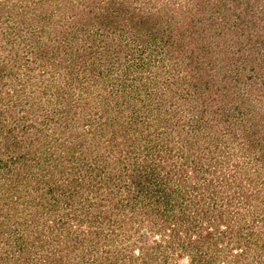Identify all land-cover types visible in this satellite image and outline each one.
Listing matches in <instances>:
<instances>
[{"label": "rangeland", "instance_id": "374dc122", "mask_svg": "<svg viewBox=\"0 0 264 264\" xmlns=\"http://www.w3.org/2000/svg\"><path fill=\"white\" fill-rule=\"evenodd\" d=\"M119 1L0 0V59L12 70V74L3 78L6 86H0V120L6 127L16 126L18 138L46 135V152L50 149L55 153L62 143L69 144L76 135L84 136L88 143L91 135L95 139L92 143L95 147H91L93 151H87V160L81 165L83 167L74 168L70 174L69 179L74 180L70 184L76 186L75 193L70 194L74 188L71 190L67 186L69 179L53 191L63 193L53 216L60 215L62 221H59L64 224V228L60 226L54 232L59 231L60 236L64 229L70 232L69 239L74 243L72 255L79 251L78 247H84L85 257L95 258L96 254L102 252L95 247L103 248L97 240L109 236L114 238L115 245L124 248L123 253L127 252L126 248L129 246L144 244L157 249V259L153 264H161V253L166 255V264H201L197 262L195 255L204 256L206 245L214 249V264H226L227 260L232 263V254L238 248L232 243H225L230 239L228 226L224 223H219L216 229L215 225H208V218L200 217L192 229L184 230L177 227L175 222L178 218L184 219L186 215L192 218L196 207L201 210L207 207L211 215V211L215 210L210 198L212 191L203 184L211 179L212 190L217 191L215 198L219 199V191L227 185L223 180H231L233 185H230V190L224 187L223 200L225 195L229 196L234 183L242 178L240 173L243 168L244 172L253 177V183H257L261 189L260 196L264 197V176H256L258 170L264 168V142L252 145L247 151L240 150L239 147L242 140L240 127L245 123L254 120L260 125L249 137V142H256L259 137L264 136V46L257 42L253 48H249L246 43V38L253 40L255 37H262L261 40H264V19L259 17L264 0H252L251 6L247 5L246 0H206L205 12L193 15L192 19L188 14L187 17L183 16L186 0H143L142 7H146V10L156 15H160V12L163 14L158 18L164 25L162 33H173L183 43L182 51V46L177 50L183 56L180 59L189 72L186 73V70L177 75V70L180 69L178 56L172 53L171 57L169 54L161 56L162 52H158V47L166 46V42L165 37H158L162 42L152 45L154 54L149 55L151 59L143 68L147 75L136 78V89L130 88V94L128 90L127 93L121 91V84L118 85L117 80L110 83L103 78L105 67L111 64L106 57L94 60L88 52L83 57L76 56L81 50L76 43L81 38L79 36L70 39L66 45L59 46L60 53L51 56L47 53L42 61L39 45L45 41L58 43L68 20H92L91 14L105 12L106 6L115 7ZM177 4L182 9H176ZM78 10L82 11V15L78 14ZM229 11H233L229 20L222 22ZM248 14L255 18L251 28L247 26L250 20L245 17ZM167 15L168 18L164 19ZM118 19L121 17L118 16ZM44 24H47L46 29L42 27ZM67 28L66 31L70 30V26ZM246 31L249 32L247 37ZM137 36L130 30L123 34L121 43L128 44V48L134 47L138 41L137 48L141 42L136 40ZM94 44L98 49L96 41ZM102 45L104 44L100 46ZM140 50L138 48L137 51ZM114 51L121 54L119 48ZM222 53L227 54L225 61L213 60L214 57L222 56ZM142 54L147 56V53ZM156 54L158 55L155 56ZM16 55L21 56L22 60L14 65L12 59ZM76 72L79 77H75ZM176 75L179 78L176 80L177 85L168 81ZM202 80L203 83L213 82V86H222L228 93L218 90L209 94L203 89L205 84ZM84 85L91 86L90 92L85 91ZM169 85H176V88L168 87ZM4 87L9 92H4ZM221 93L227 96H222ZM222 103H226L231 110L236 103L243 105L240 109H234L226 119L224 111L219 108ZM134 106L139 108L137 115L132 111ZM69 108L71 110L68 112ZM197 111L204 113L205 125L200 135H196L197 127H190L193 123L190 119ZM16 117L21 118L17 120ZM109 121L119 123L115 125L118 137L114 151V142L109 139ZM253 122L251 124L254 127L250 130L257 128V124ZM139 125L143 126L141 133L134 130ZM62 128L67 132L61 133ZM181 128L186 130L182 131ZM230 128L236 129V132L231 134ZM20 129L23 134H20ZM192 131L194 135L191 142L194 144L189 145L184 138ZM55 136V140L51 139ZM88 143L85 144V149ZM22 146L16 152L24 155L26 151ZM214 146H218L217 155H214ZM38 147H31L36 157L35 162L39 164L37 171L35 165L31 174L34 181L46 180L51 166L56 164L52 158L37 159L40 155ZM206 150L213 151L210 152L211 156L202 154ZM236 162L239 168L234 166ZM137 165L140 174L136 184L137 179L134 180V173L131 176V172ZM64 166L62 171L69 172L70 167ZM153 170H158L157 179L155 176L154 178L161 181L163 179L164 182L157 190L154 189L155 180L149 174H153ZM198 170H201L202 175L194 179L192 176ZM165 171L168 175H165ZM54 172L53 169L52 174ZM169 173L174 174L173 178H169ZM55 177L61 180L59 174ZM245 181L244 178L240 179V183L246 187L248 182ZM140 186L143 188L140 189ZM246 192L248 191L245 189L244 193ZM235 195L234 197H240L239 194ZM157 198L160 199L159 202L155 201ZM258 201L257 205L245 202L244 207L250 211L256 206V209L258 206L264 208V200ZM233 202L229 214L237 212L232 208L239 203L236 200ZM179 206H186V209L181 211ZM102 215L105 217H101ZM241 220L246 225L250 224L243 218ZM48 224L50 227L54 225L50 221ZM198 224H201L200 232ZM140 232L145 235L143 238H139ZM198 234L202 235V239ZM158 243L161 245L160 249L155 246ZM92 245L95 247L89 250ZM72 257L73 260L78 258L77 255ZM208 257L209 255L205 259L208 260ZM252 260L254 264V258Z\"/></svg>", "mask_w": 264, "mask_h": 264}, {"label": "trees", "instance_id": "16d2710c", "mask_svg": "<svg viewBox=\"0 0 264 264\" xmlns=\"http://www.w3.org/2000/svg\"><path fill=\"white\" fill-rule=\"evenodd\" d=\"M186 1L187 2L185 4H187V6L185 8L183 7L185 11L183 16L187 17L188 14V17L192 19L193 15L197 13L202 14L203 12H205V9H207L206 0ZM246 3L248 6H251V4H253V1L250 2V0H246ZM142 4H144L143 0H120L117 5H115V7L114 5L110 7L106 6L104 8L105 12L101 11L99 13L96 12L91 14L92 20H68L69 22L67 23L65 28L62 29L59 40H57L58 43L52 44L45 41L41 45H39L41 47L40 54H42V56L40 57H42V61L45 60L44 57L45 55H47V53H49V56L54 55V53L59 52L61 48L59 46L66 45V42L68 43L71 41L70 39H75L79 36L81 38L78 40L79 42L76 43L79 44L77 47H80L81 50L76 53V56L83 57L88 52L90 54V57H92V59L94 60H97V58L106 57L107 62H111V64L110 66L105 67L102 75L103 78H106L110 83L116 82L117 80V84H121V91L127 93L128 90V94H130V88L136 89V78L147 75L144 74L147 72H144L143 68L148 65L151 59L149 55H151L152 53L154 54L151 48L152 45L156 46L157 43L161 41V39L158 40V37H165L164 40L166 42V46H160L161 49L157 46L158 52H162L161 56L163 57L167 54H169L168 56L171 57V53L173 55L177 54L179 58H177L178 66L181 69L177 70V75H180V73L182 74L183 72L185 73L188 68H186L185 64L180 59L183 56L181 54L179 55V52L177 50L180 46L183 45V43L180 42L179 37L172 35V32V34L168 35L162 33L161 30H163L162 28H164V25L160 20H158V18L163 15H161V12L160 15H156V13L153 14L152 11L146 10V7H142ZM180 4L176 5V7H178L176 9H182V7L179 8ZM213 9L214 7H212V10ZM261 10L262 12L259 14V17L264 19V5L263 7H261ZM231 12L233 11H229V14H227L225 18L222 17L224 19L222 20V22H227V20H229ZM81 13L82 11L78 12V14L82 15ZM118 16H120L121 19H118ZM245 17L250 20L247 26L249 28L254 26L255 18L250 17L249 14L248 16L245 15ZM166 18H168V15L164 19ZM213 24L214 23L212 22L211 25L213 26ZM46 25L47 24H44L42 27L45 28ZM69 26L70 30L66 31V29H68L67 27ZM167 27L168 29H171L169 26ZM43 28L41 30L44 32ZM130 30L135 34H138L136 40H141L137 48L136 45L138 41L136 42L134 47L129 46L128 48H126V45L128 44L121 43L123 34L128 33ZM80 33L82 35H80ZM248 34L249 32L245 33L246 37L248 36ZM261 38L262 37H255L253 40H251V38H246V43L248 44L249 48H253L254 44H256L257 42L260 46H264V40L262 41ZM50 39L54 40V38ZM116 39L118 41H115ZM95 41L97 42L98 49L94 44ZM102 43L104 45L100 46ZM118 48L121 54H118V52L114 51V49ZM138 48H141L139 52L137 51ZM182 48L183 46L180 47L181 51ZM142 53H147V56L145 57V55ZM19 55L13 57L12 61L14 65L17 64L21 59V56ZM157 55L158 54H156L155 56ZM226 58L227 54L224 55L222 53V56H218V58L214 57L213 60L219 61L223 59L225 61ZM100 65H102V63ZM106 65L109 64L106 63ZM113 65L114 67H112ZM152 67L153 66H151V68ZM149 68L150 67H148V69ZM188 72L189 70L186 71V73ZM10 73L12 74V70H9L8 64L4 62L3 59H0V86L5 84V80L3 78H5ZM177 75L169 79L168 81L176 84V80H179ZM75 77H79L77 72L75 73ZM121 79H123V81H119ZM207 81H210V79H208ZM203 84H205V88L203 89L207 90L209 94L214 93L218 90H224L226 92L228 91L226 88H222V86H213V82L210 84ZM170 86L172 85H169L168 87ZM175 86L172 87L176 88ZM84 88L88 93L90 92L89 90L91 86L84 85ZM3 91L9 92V90H7L5 87ZM1 95L2 92L0 91V98ZM222 96L226 97L227 95L222 94ZM129 97L130 96L128 95V99H130ZM242 105L243 104L236 103L232 106L231 110L226 103H222L219 108L224 111V117L228 119L232 115L234 109H240ZM133 108V113L135 112L137 115V113L139 112V108H137L136 106H134ZM244 108L247 109V107ZM67 110L69 112L71 109L69 108ZM200 111H202V109H200ZM20 118L16 117L17 120ZM190 120H192L193 122L192 126L190 127H197L196 135H200L201 130L205 125L204 113L197 111V113H195V116H193ZM253 121L254 120H252V122ZM257 121L259 122L260 119H257ZM109 122V128L107 125H101L107 127L108 129L111 128L109 139L114 142V148L112 149V151H114L117 146L116 139L118 137V135L116 134L118 129L115 125L119 123L118 121ZM252 122L248 124L245 123L240 127L242 135V140L239 146L240 150L247 151L252 145L264 142V136L259 137L256 142L254 141L251 143L248 141L249 137L252 136L254 134L253 132L256 131L260 126L257 124V122H253L257 124V128L255 130H250V128L254 127L253 124H251ZM181 129L182 131L186 130H184V128ZM134 130H138V132L141 133L143 130V126L139 125V127ZM230 130H232L231 134L236 132V129L234 130L230 128ZM16 131V126L6 127V124L0 120V264H153L156 261V257L158 254H155V252L157 251V249H153V247L149 246L148 244H144L143 246H129L126 248L127 252L123 253L124 248L119 245H115L114 238H109V236H107L105 239L97 240L101 242V244H99V242L97 244H99L100 246L102 245L103 248L99 246H97L96 248L95 245L89 246V250H91L93 247H95V249L102 250V252H100L101 254H96V257L93 255L95 258L85 257L84 247H78L79 251L73 254L77 255L78 258L76 260H73L72 253L74 251V243H72L69 239L70 232L67 231V229H64L65 231L63 232L62 236H60L59 231L56 233L54 232L57 230V228H60V226L64 228V224L62 225L59 221H62L60 215L55 214L53 216V213L56 212L55 209L59 207L61 197L63 198V196L60 197V195L63 193L59 192L58 194L57 191H53L57 189V187H59V184H62L63 181H67V179L70 178V174L73 173L74 168L80 169L81 167H83L81 165H83L85 160H87V151H93V148L91 147H95V145L92 144L95 139L91 135L89 137L88 143L87 139L84 136L76 135L71 139V142L69 144L62 143V145L58 148V150H55L54 153L49 148V151L46 152V135L38 134L34 137L25 136L23 138H18V136H16ZM60 132L63 133L64 129L62 128ZM66 132L67 131H65L64 133ZM95 133L96 132H93V134ZM20 134H23V132H21V129ZM193 135L194 132H190V134H188L186 138H184V141L189 142V145H193L194 142H191V140L193 139ZM94 137L96 136L94 135ZM51 139L55 140L56 136L52 137ZM63 140H65V138ZM63 140L62 142H64ZM86 143L88 144L86 145L85 149ZM100 144L101 143H99V145ZM22 145H24L26 151L24 155L16 152L17 149H19L18 147H21ZM33 146H39L38 148L40 149V155L37 156V159H39V157H45V159L47 160H49L50 158L55 160L56 164H53L51 166L52 169L50 170V173L47 174V176L49 177L46 178V180L36 179L34 181L31 177V174L34 172L33 170L35 165V171H37L38 164L37 161L35 162L36 157L34 156V151L31 148ZM213 149L216 152L214 153V155H217L219 151L218 146H214ZM210 152L212 153L213 151L206 150L203 151L202 154L211 156ZM91 153H89V155ZM61 154L63 155L62 157ZM198 157L199 155L196 156L197 162L199 161ZM61 163L63 164V166ZM59 164L62 167L59 166ZM64 165L70 167L69 172L62 171V168L65 167ZM234 166L237 168L239 165L236 162ZM138 167L139 166L137 165L135 169L133 168V172H131V176L134 173V180L137 179L136 184L138 183V177L140 174ZM53 169L55 172L52 174ZM243 170L241 169L240 174L242 175V178L240 179L244 178L246 180L245 182H248L247 186L245 187L244 185H242L239 179V181H236L234 183V187L232 188L231 192H229V196L225 195L223 200L222 193L224 187H227L230 190V185H233L231 180H223V182H226L227 185H224L222 191H219V199H216L217 197L215 196L217 191L212 190L214 188L211 186L213 183L211 179L208 180V183L203 184L205 188L211 189L212 191L210 192V198L212 199L211 204L214 206L215 210L211 211V215H209L210 209H208L207 207L205 210H201L200 207H196L193 212L194 216L192 218L188 215H186L184 219L181 218V220L180 218H175V223L177 224V227L180 226L179 228H183L184 230L192 229V227L196 225L195 221L200 217H205V219L208 218V225H215L216 229L218 228L217 225L219 223H224L226 227L228 226V239H230L228 241H225V243H232L234 247L238 248L237 252H234V254H232V257H234V261L231 263V261L227 260L228 262H226V264H252V258H254V264H264V208L258 206L259 208L256 209V206L252 211H250L247 207H244L245 202H254V204H256L259 202L258 200H264V197L260 196L262 193L261 189L256 185L257 183H253V177L250 176L248 172H244ZM23 171H25V173ZM157 172L158 170H153V174L149 173L150 178L153 176V180H155L154 189L156 188V190L159 189L160 186H163L161 185L163 179L162 181L160 179L156 180ZM194 172L197 171L194 170ZM200 172L201 170H198L199 174L197 173L192 177L194 179H197V177H200L202 175L200 174ZM108 173H110V171ZM58 174L61 176V180H59V177H55V175L58 176ZM52 175H54V178H51ZM165 175H168L167 171H165ZM154 176L156 179L154 178ZM169 176V178H173L174 174L169 173ZM256 176L263 177L264 168H260ZM73 179H75V177ZM73 181L74 180L70 179L69 181H67V186H70L71 190L74 188V190L70 194H73L75 193L74 191H76L75 184H70ZM199 182L201 184V181ZM53 186H55L54 189ZM196 187L198 188V186ZM141 188H143V186H140V189ZM245 189L248 192L244 193ZM162 193L165 194V192ZM235 194H239L240 197H234L236 196ZM207 196L209 197V195ZM67 198H69V196H67ZM163 199L164 198H161V200ZM159 200L160 199L157 198L155 201L159 202ZM234 200L239 203L235 208H232L237 212L236 214H229V212H231L230 207L231 205H233L232 203H234ZM19 203L21 206H19ZM179 209H181V211H184L186 209V206H179ZM240 214L242 216H240ZM50 215H52L51 218ZM181 216H184V214H181ZM101 217L105 216L102 215ZM242 218L250 222V224L246 225L245 222L241 220ZM48 221H50V223L53 222L54 225L52 227L48 226ZM167 225H169V223H167ZM199 227H201V224L197 225V228ZM198 230L199 232L201 231L200 228ZM31 234L33 236H31ZM96 234L98 235V233ZM144 236L145 235H142L141 232L139 233V238H143ZM198 236L202 239V235L198 234ZM155 246L156 248H161V245H159V243ZM207 247L208 245H206V252L204 253V256H202L203 254H197L195 255V258L197 262L199 261L201 264H214V260L212 259L215 254L214 249H210V247ZM228 248L231 249V246H228ZM216 253H218V250H216ZM251 254H253L254 256L251 257ZM161 255L163 257L161 260V264H166V261H164V257H166V255L164 253H161ZM208 255V260H206L205 258Z\"/></svg>", "mask_w": 264, "mask_h": 264}]
</instances>
